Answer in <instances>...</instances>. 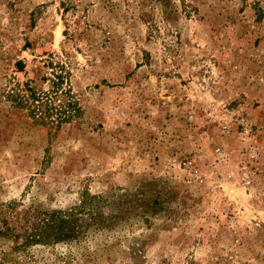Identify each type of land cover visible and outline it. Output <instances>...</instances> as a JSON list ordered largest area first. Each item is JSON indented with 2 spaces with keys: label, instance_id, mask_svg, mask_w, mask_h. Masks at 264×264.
Segmentation results:
<instances>
[{
  "label": "rangeland",
  "instance_id": "1",
  "mask_svg": "<svg viewBox=\"0 0 264 264\" xmlns=\"http://www.w3.org/2000/svg\"><path fill=\"white\" fill-rule=\"evenodd\" d=\"M0 264H264V0H0Z\"/></svg>",
  "mask_w": 264,
  "mask_h": 264
},
{
  "label": "trees",
  "instance_id": "2",
  "mask_svg": "<svg viewBox=\"0 0 264 264\" xmlns=\"http://www.w3.org/2000/svg\"><path fill=\"white\" fill-rule=\"evenodd\" d=\"M17 68L21 70L22 68L21 63H17ZM57 78H58L57 81L53 82L55 87H57L61 83L59 81L60 76H57ZM27 91H28L27 97L31 99L27 103L29 114L32 118H35V121L39 123L42 124L49 123L51 125L55 123V125L57 126L64 121H69L72 117L75 116V114H77V107L71 101L65 102V105L61 107L60 104H54L53 102L48 101L49 97L47 96L46 93H40V92L37 93L30 87H27ZM43 99H45V101ZM24 103H26V100L24 102L23 99H21L20 104L23 105ZM67 222L70 223L71 221L67 220ZM62 227L63 225H60L58 228L59 231L55 233H51L49 236H52L53 234L55 237L59 236V234L62 233ZM67 230L70 231L71 229H67Z\"/></svg>",
  "mask_w": 264,
  "mask_h": 264
},
{
  "label": "built area",
  "instance_id": "3",
  "mask_svg": "<svg viewBox=\"0 0 264 264\" xmlns=\"http://www.w3.org/2000/svg\"><path fill=\"white\" fill-rule=\"evenodd\" d=\"M247 131V130H246Z\"/></svg>",
  "mask_w": 264,
  "mask_h": 264
}]
</instances>
